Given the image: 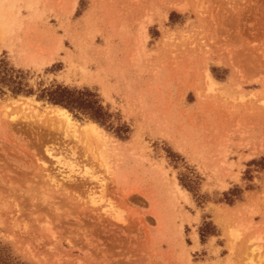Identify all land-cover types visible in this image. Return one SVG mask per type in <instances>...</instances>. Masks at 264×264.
Listing matches in <instances>:
<instances>
[{
    "label": "rangeland",
    "instance_id": "obj_1",
    "mask_svg": "<svg viewBox=\"0 0 264 264\" xmlns=\"http://www.w3.org/2000/svg\"><path fill=\"white\" fill-rule=\"evenodd\" d=\"M0 59L32 91L0 93L20 261L264 264V0H0ZM54 84L98 93L126 138L84 135L38 98Z\"/></svg>",
    "mask_w": 264,
    "mask_h": 264
},
{
    "label": "trees",
    "instance_id": "obj_2",
    "mask_svg": "<svg viewBox=\"0 0 264 264\" xmlns=\"http://www.w3.org/2000/svg\"><path fill=\"white\" fill-rule=\"evenodd\" d=\"M23 71L14 69L0 59V93H4V88L10 90L13 94H32L30 88L23 82ZM39 99H44L53 105L66 108L74 118L79 120H88L112 131L120 138H126L128 126L120 124L113 126L110 118L111 114L107 108L102 105L98 93L89 88H71L62 84H54L39 88ZM192 180L181 182L189 191H192ZM233 189L225 192L224 195L229 197ZM204 224V228L208 227ZM203 230V229H202ZM204 234L200 232L203 240ZM0 264H25L13 255L11 249L0 241Z\"/></svg>",
    "mask_w": 264,
    "mask_h": 264
},
{
    "label": "bare ground",
    "instance_id": "obj_3",
    "mask_svg": "<svg viewBox=\"0 0 264 264\" xmlns=\"http://www.w3.org/2000/svg\"><path fill=\"white\" fill-rule=\"evenodd\" d=\"M55 108H56V116H57V119L60 121V122H65L66 123V125H67V127H69V126H71V121H70V117H69V115H68V113H67V111L65 110V109H63V108H60V107H56L55 106ZM99 132V128H98V126L95 124V123H93V122H91V123H89L88 125H87V129H85V130H83L82 131V133L85 135V134H91V135H95L96 133L97 134H99L100 135V133H98ZM48 154H50V155H52V153L51 152H48ZM95 155V154H94ZM74 170L71 168L70 169V172L72 173ZM68 179H70L72 176H71V174H68L67 176H66ZM65 178V177H64ZM101 179V178H100ZM71 180V179H70ZM104 180V179H103ZM63 183V182H62ZM62 183L60 182V183H58V185L59 186H61L62 185ZM64 185V184H63ZM93 195H95V193H93ZM91 202H97V200H96V197L95 196H92L91 197ZM113 205H111V204H109V210H107L106 209V211L107 212H110L111 213V215L113 214L112 213V211H113V207H112Z\"/></svg>",
    "mask_w": 264,
    "mask_h": 264
}]
</instances>
